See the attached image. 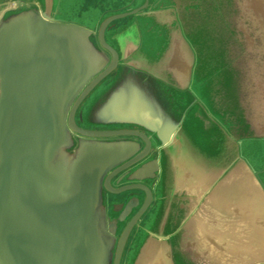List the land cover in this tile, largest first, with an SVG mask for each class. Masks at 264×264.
Returning a JSON list of instances; mask_svg holds the SVG:
<instances>
[{"label": "water", "instance_id": "obj_1", "mask_svg": "<svg viewBox=\"0 0 264 264\" xmlns=\"http://www.w3.org/2000/svg\"><path fill=\"white\" fill-rule=\"evenodd\" d=\"M72 1L78 3L73 10L96 11L89 22L63 13ZM202 1L210 32L226 38L227 55L207 58V74L197 73L202 58H192L194 92L190 83L175 88L163 73V89L180 104L177 117L160 102L150 104L163 115L159 132L138 120L147 115L154 83L145 68L162 58L171 63L165 37L172 31L187 42L186 0L0 5V264H133L141 257L156 237L160 157L180 139V126L185 129L188 91L204 107L208 129L213 121L221 124L234 142L218 179H226L227 227L232 210L242 222L241 237L227 232V241L242 246L228 248L223 264H264V0ZM116 34L137 35L135 49L148 65L122 63ZM202 97L222 98V113ZM213 187L204 196H212ZM125 190H140L143 199L134 193L106 199ZM165 236L169 242L171 234L158 237ZM172 257V264H187L175 251Z\"/></svg>", "mask_w": 264, "mask_h": 264}, {"label": "crops", "instance_id": "obj_2", "mask_svg": "<svg viewBox=\"0 0 264 264\" xmlns=\"http://www.w3.org/2000/svg\"><path fill=\"white\" fill-rule=\"evenodd\" d=\"M202 2V0H186L185 36H183L187 41L186 43L177 30L165 37V40L171 42L165 53L166 58H171L169 61L171 63L168 64V60L166 59V62L162 58L156 65L143 67L148 72V77H153L154 83L151 82L147 91L149 109L144 108V112L147 109V115L138 120L145 121L151 127L153 125L156 132L163 131V127H165L163 115L158 113V109L155 106L151 107L150 104L158 107L160 102L166 110L174 115H176L180 104L178 98L171 97V93L163 89L160 82L163 73L172 77L171 85H175V88L184 90L190 83L194 92V86L189 82L192 58H202V63L198 64L197 73L207 74L212 71L207 58L225 57L227 55L226 45L225 47L221 45L225 44L222 42L226 38L213 35L210 32L208 5ZM160 17L162 23L168 21L163 19V15ZM113 37L120 46L118 51L122 63L146 62L148 65L142 52L135 49L138 47L137 35L116 34ZM146 37L149 40L152 36ZM134 45L135 47H133ZM212 46L215 49H212ZM145 56L152 59L148 53ZM183 57H187L186 62L184 60L179 61ZM184 62L187 67L185 79ZM137 66L139 69V63ZM138 69L134 68V70ZM127 73L122 72V74ZM188 93L185 104L191 106L188 108L190 116L185 129L180 126V139L176 138L160 157L162 176L161 185H158L156 189V197L161 196V199L160 206L155 212L154 234L156 237L151 238L149 245L142 251L141 257L137 258L133 264H172L174 251L187 264H223L228 248H240L242 246V243L237 240L227 241V232L234 233L236 237H241L242 222H239L235 209L234 212L232 210L230 213V227H227L226 179H218L227 165L228 153L233 152L234 142L227 137L221 124L213 121V128L208 129L209 122L204 118V107L201 103L199 105L198 102H195L191 91ZM154 96L159 100H153ZM201 100L203 104L205 103L204 105L212 104L214 107L218 105L219 112L222 113V98L219 97L218 100L212 98L211 101L202 97ZM195 120H199L196 128ZM220 121L223 123L222 119ZM237 137L235 136V140ZM235 166L236 169L239 167L237 162ZM234 183L237 184V180ZM209 185L214 186V193L212 196H204V190ZM149 212L148 208L138 225H142ZM134 231H136V227ZM166 233L171 234L169 242H166L168 236L158 237ZM123 260L124 256L122 262Z\"/></svg>", "mask_w": 264, "mask_h": 264}, {"label": "flooded vegetation", "instance_id": "obj_3", "mask_svg": "<svg viewBox=\"0 0 264 264\" xmlns=\"http://www.w3.org/2000/svg\"><path fill=\"white\" fill-rule=\"evenodd\" d=\"M9 2H14V4L17 5V6H22V5L26 4V2L23 1V0H21V1H15V0H0V5H6V4H8ZM76 123L78 124V122H76ZM121 173H122V172L118 173L115 177H113V179H112L111 181H113V180H114L116 177H118ZM122 185H125V183L118 184V185L116 186V188H117V187H120V186H122ZM127 193H134V194H136V195H140V196H141V199H143V196H144L143 192H141L140 190H125V191H121V192L114 193V194H113V193H106V199H107L108 201H111V200L121 201V200H123V199L126 197ZM147 210H148V209H147ZM147 210L141 215V218H143V217L145 216ZM135 211H136V209H133L132 214H134ZM141 218H140V219H141ZM139 222H140V220H138L137 224H138ZM135 227H136V226H135ZM135 227H134V228L132 229V231L130 232V234H129V236H128V240L131 239V236H132V233H133ZM126 249H127V247L124 249V252L126 251ZM122 257H123V256H122Z\"/></svg>", "mask_w": 264, "mask_h": 264}, {"label": "rangeland", "instance_id": "obj_4", "mask_svg": "<svg viewBox=\"0 0 264 264\" xmlns=\"http://www.w3.org/2000/svg\"><path fill=\"white\" fill-rule=\"evenodd\" d=\"M15 1H21V0H15ZM23 1L26 2V4H24L23 6H27V5H30L31 3H33L34 0H23ZM72 3H74L72 5V7H68L67 10L66 9L63 10V13L70 15V19H73L75 21H83V17L85 16V18H87L86 21L89 22L91 19V14L94 15V13L96 12V11H93L91 9L88 10L90 12H87V13H86L85 9L79 10L80 5L73 10L74 5L78 4V3L75 1H72ZM68 5H69V0H68Z\"/></svg>", "mask_w": 264, "mask_h": 264}]
</instances>
